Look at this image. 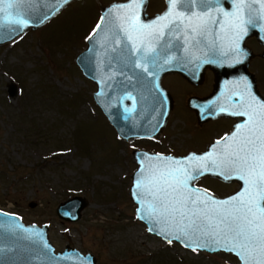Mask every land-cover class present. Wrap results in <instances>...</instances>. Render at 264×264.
Wrapping results in <instances>:
<instances>
[{"label": "rangeland", "instance_id": "obj_1", "mask_svg": "<svg viewBox=\"0 0 264 264\" xmlns=\"http://www.w3.org/2000/svg\"><path fill=\"white\" fill-rule=\"evenodd\" d=\"M114 1L124 0L76 1L45 26L0 46V209L25 224H47L56 252L70 246L94 255L98 264H239L232 254L168 245L135 216L137 205L129 195L137 169L135 149L200 152L231 133L234 125L223 118L199 126L186 98L203 95L211 86L190 89L171 74L163 84L174 108L158 137L162 142L119 137L94 101L96 85L76 62L101 20L102 7ZM253 38L247 42L256 55L249 70L264 96L263 48ZM210 79L207 75L204 81ZM12 86L14 96L9 94ZM196 184L218 197L239 188L214 178ZM75 196L89 201L82 218L60 219L57 207Z\"/></svg>", "mask_w": 264, "mask_h": 264}, {"label": "snow or ice", "instance_id": "obj_2", "mask_svg": "<svg viewBox=\"0 0 264 264\" xmlns=\"http://www.w3.org/2000/svg\"><path fill=\"white\" fill-rule=\"evenodd\" d=\"M36 2L0 0V13H4L0 15V29L7 27L10 33L18 34L30 26L26 16ZM63 2L67 4L69 0ZM146 2L128 0L106 10L88 39L100 34L112 38L121 47L122 56H135L133 67L152 77H157L159 69L174 59L173 39L183 37L184 51H188L201 44L197 37L205 36L213 25L223 29L227 24L237 34L232 51L240 57L245 53L239 40L249 26L264 20V0H232L234 10L230 12L218 6L219 0H168V9L151 21L141 17ZM3 5L15 9V16ZM213 12L226 19L214 17ZM156 90L160 91L158 84ZM220 112L243 117L244 121L231 135L217 140L209 152L190 153L184 158L143 154L133 197L142 206L148 203L144 215L138 209V218L165 225L149 231L155 230L169 244L174 239L183 240L193 252L225 251L238 256L241 264H264V98H258L244 81V90L232 110L221 107ZM208 173L241 181V191L217 199L197 188L195 182ZM8 215L0 212V216ZM48 247L45 243L44 248Z\"/></svg>", "mask_w": 264, "mask_h": 264}, {"label": "water", "instance_id": "obj_3", "mask_svg": "<svg viewBox=\"0 0 264 264\" xmlns=\"http://www.w3.org/2000/svg\"><path fill=\"white\" fill-rule=\"evenodd\" d=\"M76 1L80 0H69L67 4L63 0H38L27 12L26 18L30 20V26L24 28L18 34L10 33L7 27L0 29V46L14 41L30 30L34 31L45 26ZM149 2L150 0H147L142 6L141 17L145 21H151L157 17H151L147 14ZM126 3H128V0L115 1L102 7L101 17L105 15L106 10L111 9L114 5ZM2 7L7 9V5ZM7 12H10L13 17L15 16V9H7ZM0 15H4V13H0ZM11 27H15V25H11ZM218 32V30L210 29L205 36H198L197 39L202 41L201 44L198 47L188 48V51H184L183 37L173 39L174 47L171 50V55L174 59L171 63L164 64L159 69L157 77L149 76L140 68L133 67L131 61L135 60V56H122L121 47L115 45L112 38L106 39L103 34L88 40L86 48L77 57L76 62L83 75L96 85L95 103L125 141L136 138H156L166 128L174 108V99L163 84L165 76L177 74L185 80L197 84L200 79L204 78L207 68L214 73L215 77L212 93L202 99L193 97L189 100L188 105L196 112L200 122L219 118L241 119L235 123L233 132L236 125L242 123L244 118L221 113L220 108L225 107L229 111L232 110V104L244 90V81L248 82L251 91L258 98H264L258 89L256 75L249 70L250 62L256 55L247 45L249 39L256 37L263 48V52L259 54V57L264 59V20H260L255 27L249 26L247 33L239 40L240 48L245 53L240 57H237L232 51L234 43L238 39L236 32L233 30L224 34ZM113 48L116 50L113 51ZM209 60L213 62H207ZM156 84L159 85V92L156 90ZM9 94L14 96L16 87L12 86L9 89ZM128 96L134 97V99L126 98ZM231 133L228 135H231ZM215 144L216 142H213L204 153H192L203 155L209 152ZM145 153L152 156L156 155L142 150L133 151V157L138 166L132 175L129 195L137 205L136 218L147 226L150 234L160 237L168 243L163 236L157 235L155 230L149 231V228L156 229L165 225L138 218V209L141 215H144L148 203L146 201L145 206H142L133 197L134 182L139 178L138 173L141 168L140 158ZM143 163L147 165L148 162L145 160ZM204 178H214L224 183L239 185L237 191L225 197H218L211 193L217 199L231 197L241 191L242 188V182L237 179H225L223 176L208 173L201 176L199 180ZM88 205L89 201L86 198L75 196L60 203L56 212L58 217L64 221L78 222L82 218V212ZM0 212L8 213L1 210ZM14 217H19V220L14 219ZM24 229H28V231L25 232ZM37 232L41 233V236H36L35 233ZM174 241L191 250L190 247L185 246L183 240L174 239L172 243ZM45 243L49 246L47 249L44 248ZM200 251L210 254L230 253L225 251ZM236 257L241 264L240 258ZM0 264L98 263L94 255L90 253L83 254L70 246L56 253V248L49 238V226L47 224L43 226L25 224L20 216L9 213L8 216H0Z\"/></svg>", "mask_w": 264, "mask_h": 264}, {"label": "flooded vegetation", "instance_id": "obj_4", "mask_svg": "<svg viewBox=\"0 0 264 264\" xmlns=\"http://www.w3.org/2000/svg\"><path fill=\"white\" fill-rule=\"evenodd\" d=\"M218 6L222 7L224 9V11H229L230 12V11L234 10L233 6H232V0H219V5ZM168 7H169L168 0H150L149 5H148V9H147V13H148L149 16L155 17V16L163 14L168 9ZM212 14H213L214 17H217L218 19H221V20L226 19L220 13L213 12ZM211 29L218 30L221 34H224V33L228 32V31L229 32L231 31V28L227 24H225V27L223 29L220 28L219 25H213L211 27ZM253 39H255V43L258 45V47L261 48L260 44L257 42V39L256 38H253ZM207 75H208V78H209V76L211 77L209 82H206L207 81ZM172 76H178V78L180 77L181 80L183 82H185V84L188 85V87L190 89H195V90H198V89L200 90L201 89V90H203L205 87H208V85L211 86V88H212L211 91L206 92L203 95L198 94V93L197 94H190L186 98L187 102H189V100L191 98H193V97H196V98H199V99L206 98L213 91V85L215 83V77H214V73L208 68L205 70L204 78L200 79V81L197 84L191 83V82L185 80L184 78H182L179 75H172ZM204 80H206V81H204ZM203 81H204V83L201 84ZM203 91H205V90H203ZM188 110H190L194 114V116L197 118L198 125L201 126V127H204V126L210 124L213 121H218V122H224L225 121V120H222L223 118H220V119L209 120V121H206V122H200L198 117H197L196 112L194 110H192L189 107V105H188ZM236 121L237 120H230V122L233 125L236 123ZM218 122H216V123H218ZM220 139L221 138H216V141L220 140ZM136 140H139V141H142V142H147V143H152V144L158 143V142H162L161 139H159V138H154V139H136ZM138 150H142V151H145V152H151V153H155V154L173 155V154L165 153V152H163V151H161L159 149L151 148V147L139 148ZM205 150L206 149L199 150L200 152H198V153L205 152ZM189 153L190 152H187L184 155H178V156H185L186 154H189ZM136 163H137V161H136Z\"/></svg>", "mask_w": 264, "mask_h": 264}, {"label": "bare ground", "instance_id": "obj_5", "mask_svg": "<svg viewBox=\"0 0 264 264\" xmlns=\"http://www.w3.org/2000/svg\"><path fill=\"white\" fill-rule=\"evenodd\" d=\"M180 91L182 92V89Z\"/></svg>", "mask_w": 264, "mask_h": 264}]
</instances>
